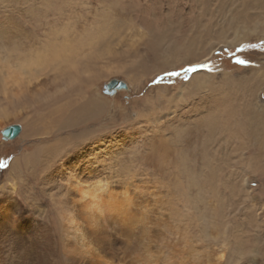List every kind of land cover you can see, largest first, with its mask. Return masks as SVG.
Wrapping results in <instances>:
<instances>
[{"label": "rangeland", "instance_id": "obj_1", "mask_svg": "<svg viewBox=\"0 0 264 264\" xmlns=\"http://www.w3.org/2000/svg\"><path fill=\"white\" fill-rule=\"evenodd\" d=\"M112 80L128 90L105 95ZM222 95L246 114L236 134L205 123ZM56 141L129 195L161 264H264V0H0V201L55 231L48 174L26 163Z\"/></svg>", "mask_w": 264, "mask_h": 264}, {"label": "bare ground", "instance_id": "obj_2", "mask_svg": "<svg viewBox=\"0 0 264 264\" xmlns=\"http://www.w3.org/2000/svg\"><path fill=\"white\" fill-rule=\"evenodd\" d=\"M228 98L222 95L221 99L214 103L212 109L219 108V110L213 111V113L219 115L216 118L212 114L210 117H207L205 123L211 129L229 130L231 132L234 131V134H236L237 131L233 126L244 123L246 121L244 115L246 114L237 109L236 105L227 101ZM90 107L88 106V108ZM79 121L81 122L80 119ZM72 122L70 121L68 124ZM61 127L64 126H60V129H64ZM65 128H67L66 125ZM68 128H70L69 125ZM247 131V134L249 133L252 136L257 135L253 133L254 131ZM240 134L245 135L242 132ZM60 143L57 141L53 144L43 143L36 150L38 154L30 155L31 158L26 163L27 165L33 164L32 166H35L39 162L41 168H43L42 172L48 174L40 176L35 181L47 186V196L54 204L56 208L54 209L58 214L57 218H59V222H56L57 231L52 228L50 221L44 219L37 220L31 215H27L23 204L9 193L4 200L0 201V264H161L158 259H153V256H149V252L146 253V251L139 249L142 235L139 231L135 230L133 232L130 229L131 225L135 223L133 215L137 213L131 215L132 202H130V197H127L129 195H124V200L120 202L119 199L122 198L118 199L119 195L116 190L114 188L112 190L110 187L112 184L109 185V183L101 181L99 179L100 176L97 174L93 175V171L91 172L88 168H85V165L80 163V160H73L77 157L80 158L83 152H80V155L74 152L76 155L72 156L73 153H69L72 149H63L62 147L65 143L64 145L61 143L62 146ZM70 143L67 144L68 147L72 146V143L74 144L75 142ZM76 145L75 143V148ZM62 150L66 151L60 153ZM39 154H41L40 158ZM64 154L66 156H63ZM18 161L13 163V169L17 167ZM60 161L62 162L60 163ZM51 189L54 190L51 191ZM10 190L13 193L15 186H12ZM124 194H127V192ZM32 197V194L30 197L26 196L27 203L31 204L33 202V205L37 206L40 202L39 199ZM29 199L32 201L29 202ZM41 209L43 213L46 212L45 207H41ZM34 211H37V209H34ZM138 226L140 227V225ZM148 239H151L150 234H148ZM10 243H13L12 248L9 246ZM10 249L14 253V261L12 263L6 256ZM195 251V249L194 251L190 250L193 259ZM181 258V262V259L173 262H177L178 264H194V261H186L184 256ZM172 259L175 258L173 257ZM160 260L162 259L160 258ZM195 263L197 264V262Z\"/></svg>", "mask_w": 264, "mask_h": 264}, {"label": "water", "instance_id": "obj_3", "mask_svg": "<svg viewBox=\"0 0 264 264\" xmlns=\"http://www.w3.org/2000/svg\"><path fill=\"white\" fill-rule=\"evenodd\" d=\"M105 95H114L117 91H126L128 90V86L125 82L120 80H112L107 83L104 87ZM22 130L20 125H11L6 127L2 131V137L5 141H12L18 138Z\"/></svg>", "mask_w": 264, "mask_h": 264}, {"label": "snow or ice", "instance_id": "obj_4", "mask_svg": "<svg viewBox=\"0 0 264 264\" xmlns=\"http://www.w3.org/2000/svg\"><path fill=\"white\" fill-rule=\"evenodd\" d=\"M191 70V69H190Z\"/></svg>", "mask_w": 264, "mask_h": 264}]
</instances>
